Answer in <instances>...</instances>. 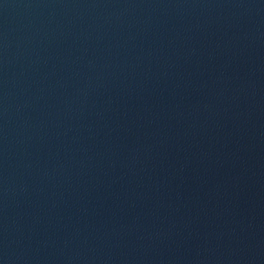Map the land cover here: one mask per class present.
Wrapping results in <instances>:
<instances>
[{"label": "water", "instance_id": "obj_1", "mask_svg": "<svg viewBox=\"0 0 264 264\" xmlns=\"http://www.w3.org/2000/svg\"><path fill=\"white\" fill-rule=\"evenodd\" d=\"M0 264H264V0H0Z\"/></svg>", "mask_w": 264, "mask_h": 264}]
</instances>
